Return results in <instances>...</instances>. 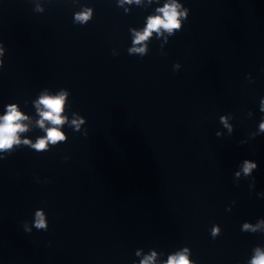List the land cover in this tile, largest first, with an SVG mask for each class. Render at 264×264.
Masks as SVG:
<instances>
[{"label":"clouds","instance_id":"1","mask_svg":"<svg viewBox=\"0 0 264 264\" xmlns=\"http://www.w3.org/2000/svg\"><path fill=\"white\" fill-rule=\"evenodd\" d=\"M151 3V0H149ZM136 3L139 5L141 0H120V6L123 4ZM38 11L42 9L37 7ZM128 10L125 9V12ZM93 9L89 7H84L80 12H76L73 15V23L79 25H86L92 18ZM156 15H150L147 17L146 26L142 30H136L135 28L130 29L133 35V47L128 49L129 55L139 54L141 58L148 54L147 45L144 43L149 40L152 34L155 32L157 38H159L163 33H167L169 36H175L177 32L182 31L184 22L188 19L190 9L185 7L180 0H166L162 7L156 9ZM167 41V37H165ZM137 45H140L137 47ZM5 56V47L2 42H0V70L3 69ZM181 65L179 63L173 66V70H179ZM249 81H252L251 75L247 77ZM70 92L61 90L56 95H50L44 92L40 95L39 99L36 100L35 106L40 119L37 121L39 127L43 129L46 133L43 137H38L36 142L33 143L28 139L21 141L20 134L28 131V125L23 123L28 120L29 117L24 115L15 103L8 104L6 106L5 114L0 116V153L5 155H0V160L6 159L13 153V148L21 144L30 146L31 149L35 150L37 153L48 152L51 150L49 145L56 147L64 142H66L67 137L65 133L61 130L62 126L68 123V117L64 115L65 101L69 97ZM259 111L264 113V97L260 98L259 101ZM74 118L71 120L70 126L75 132L81 131V126L87 123L86 118L82 115L73 113ZM250 117L252 115L251 111L247 113ZM46 122L50 127H46ZM219 122L224 127L228 128L229 135L232 134L233 128L228 123V117L221 115L219 117ZM264 134V116L261 117L258 130L255 133H250L251 138H255L258 135ZM82 135L87 136L88 131L85 128ZM217 137H221L222 133L216 132ZM241 143H246V141H241ZM65 160L68 157L64 158ZM257 168V164L245 159L243 161L241 171L245 176L251 174L252 170ZM235 175L239 177L241 172H236ZM235 203V202H233ZM230 210V208H229ZM38 231H48V223L45 218V213L41 209L35 211V219L33 225ZM24 230L26 232H31V228L23 223ZM242 232L247 233H264V218H260L256 223H251L245 221L242 223ZM222 229L218 224H214L210 230L211 237L216 239L221 235ZM190 249L189 247H183L179 251L173 252L168 255L167 259L163 261V264H196L195 261L190 260ZM136 257L142 256V250L137 249L135 251ZM158 253L155 250H149V252L139 259L138 264H157ZM133 264H137V261H133ZM247 264H264V247L256 246L253 248V255Z\"/></svg>","mask_w":264,"mask_h":264}]
</instances>
